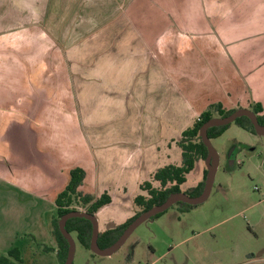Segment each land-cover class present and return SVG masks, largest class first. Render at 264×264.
Returning a JSON list of instances; mask_svg holds the SVG:
<instances>
[{
	"label": "crops",
	"instance_id": "obj_1",
	"mask_svg": "<svg viewBox=\"0 0 264 264\" xmlns=\"http://www.w3.org/2000/svg\"><path fill=\"white\" fill-rule=\"evenodd\" d=\"M217 103L264 108V0H0V184L23 196L0 257L61 264L53 219L76 167L84 193L108 182L125 195L97 213L100 231L126 222L140 184L181 165L176 141Z\"/></svg>",
	"mask_w": 264,
	"mask_h": 264
},
{
	"label": "rangeland",
	"instance_id": "obj_2",
	"mask_svg": "<svg viewBox=\"0 0 264 264\" xmlns=\"http://www.w3.org/2000/svg\"><path fill=\"white\" fill-rule=\"evenodd\" d=\"M247 135V131L232 124L221 137L212 140L222 159H229L234 153L238 164L227 170L219 168L207 201L186 212L182 211L184 204H175L160 218L139 226L116 253L107 257L86 249L73 233L76 244L73 264H264V136L251 133L252 139L247 142ZM74 138L75 145L79 136ZM205 166L203 161L196 163L181 186L183 192L203 180ZM141 184L137 195L132 184L129 185L126 196L135 195V199L145 195ZM101 185H111L110 197L117 201L114 205L125 197L115 184ZM153 185L159 186L154 182ZM6 188L0 184V239L5 227L15 224L14 218L22 209L19 203L23 196ZM29 201L26 199L28 209H36L35 203ZM111 210L104 213L108 222L119 216L110 215ZM136 211L134 207V215ZM21 231L24 230H18Z\"/></svg>",
	"mask_w": 264,
	"mask_h": 264
},
{
	"label": "trees",
	"instance_id": "obj_3",
	"mask_svg": "<svg viewBox=\"0 0 264 264\" xmlns=\"http://www.w3.org/2000/svg\"><path fill=\"white\" fill-rule=\"evenodd\" d=\"M236 110L238 109L226 110L220 103L212 104L194 120L189 128L183 131L180 138L176 141L177 145L182 150L181 165H168L162 167L152 174L151 181L141 184V189L145 192V195H139L134 199V207L137 209L135 215L122 224L116 225L105 231H100L98 243L102 249L113 246L138 216L155 206L165 203L173 195L185 193L188 196L197 197L203 193L208 175L206 166L203 180L197 186L184 192L181 190V186L187 181V176L194 170L196 163L198 161L205 162L208 156V149L203 142L201 128L209 120L230 116ZM249 110L255 113L259 123L264 125L263 106L260 103H253L249 107ZM233 124L247 132L257 134L252 121L248 117L238 118ZM231 125L232 124L210 128L208 130L209 138L214 140L221 137ZM86 175L85 169L81 167L72 169L70 172V182L56 200L57 215L53 219V233L58 243L57 256L61 264L66 262L69 244L60 231V219L64 215L76 211L96 216L103 207L112 202V198L107 193L97 196L86 194L81 190ZM153 182L158 183L159 186L155 187ZM182 204L185 205V208L182 209L183 212L194 207L186 203ZM164 214L165 212L158 214L152 220L158 219ZM67 230L70 234L76 233L79 242L86 249L91 250L93 233L91 221L84 218H71L67 222ZM44 248L47 252L51 251L49 247ZM0 264H24L20 250L17 248L11 249L7 255L0 257Z\"/></svg>",
	"mask_w": 264,
	"mask_h": 264
},
{
	"label": "water",
	"instance_id": "obj_4",
	"mask_svg": "<svg viewBox=\"0 0 264 264\" xmlns=\"http://www.w3.org/2000/svg\"><path fill=\"white\" fill-rule=\"evenodd\" d=\"M241 117H248L252 121L257 134L264 136V125H261L259 123L258 117L255 115V113H253L249 109H238L230 116L222 117V118H214L206 122L201 128L202 139L208 149V156L205 160V165L208 170V175L203 193L197 197H191L186 195L185 193H178L173 195L165 203L155 206L150 210H148L147 212L138 216L132 222V224L127 228V230L122 235V237L113 246L107 249H102L99 246L98 240L100 235V228H99V222L97 216L84 213L81 211L71 212L64 215L59 222L60 231L69 244L68 256L64 264H73V260L75 256V248H76L75 240L73 239L72 234H70L69 231L67 230V222L71 218H84L91 221L93 226L91 251L98 256L107 257L116 253L127 242L130 236L139 226H141L147 221L152 220L158 214L166 212L175 204L186 203L192 206H197L207 201V199L210 197L212 193L215 177L219 167V154L214 148L212 144V140L208 136V130L214 127H222L233 124L238 118Z\"/></svg>",
	"mask_w": 264,
	"mask_h": 264
}]
</instances>
